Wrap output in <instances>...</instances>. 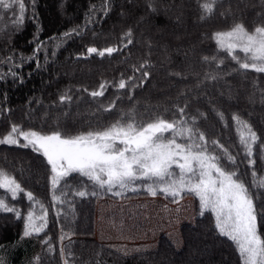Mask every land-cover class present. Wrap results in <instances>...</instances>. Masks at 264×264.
I'll list each match as a JSON object with an SVG mask.
<instances>
[{
  "label": "trees",
  "instance_id": "16d2710c",
  "mask_svg": "<svg viewBox=\"0 0 264 264\" xmlns=\"http://www.w3.org/2000/svg\"><path fill=\"white\" fill-rule=\"evenodd\" d=\"M23 2L22 23H17L18 5L0 7V139L13 124L44 134L59 126L77 134L102 129L117 120H135L139 124L158 117L172 120L179 118L177 109L186 106L185 119L191 123V117H196V127L206 139L219 141L236 158L235 164L222 159L227 171H236L247 185L252 183L253 171L257 178H264V73L240 69L239 63L226 50H220L213 38L214 33L227 31L237 23L244 24L249 32L264 26V0H216L213 14L204 19L200 8L204 0ZM73 29L78 34L63 36ZM129 29L131 44L124 37ZM125 44L127 47H123ZM89 47H117L120 51L101 57L89 54ZM235 55L241 63L247 62L240 51ZM205 57L209 60L205 61ZM145 61L148 64L137 71ZM143 72L149 73L146 79ZM128 77L133 79L126 88L118 89L119 81H127ZM101 83L107 85L104 95L93 98L90 93L98 90ZM64 94L72 100L61 103L60 96ZM113 101L115 107L104 111ZM218 113H223V120ZM233 114L247 121L260 137L254 146L256 163L252 167L239 143ZM23 165L28 166L29 176ZM0 169L24 189L15 199L0 189V199L15 209L0 210V246L17 245L10 249L14 262L31 249L28 243L18 246L17 241L24 236L27 213L35 210L40 214L39 206L33 209L25 195L32 192L48 209L47 227L30 235L40 243L36 264H63L62 247L71 251L69 264H241L236 246L219 234L214 214H201L200 201L192 193L182 194L194 198L195 223L181 227L180 248L162 235L153 248L124 253L94 239L96 202L152 196L144 187L152 181H137L136 191L117 196L114 192L119 189L108 192L74 173L62 187L71 207H53L51 168L40 153L31 147L0 144ZM78 190L88 195L75 196ZM250 190L257 197L258 210H264V189ZM260 231L264 235V217L260 219ZM65 234L68 235L61 240Z\"/></svg>",
  "mask_w": 264,
  "mask_h": 264
},
{
  "label": "snow or ice",
  "instance_id": "6c2138e0",
  "mask_svg": "<svg viewBox=\"0 0 264 264\" xmlns=\"http://www.w3.org/2000/svg\"><path fill=\"white\" fill-rule=\"evenodd\" d=\"M105 3L110 4V0H105ZM13 5L19 6L20 16L17 23H22L25 8L23 0H0V7L4 9ZM215 6L216 0H204L200 4L201 18L213 14ZM107 11L106 7L105 12ZM152 11L155 9L152 8ZM73 34H78L76 29L64 33L63 36L69 37ZM124 37L127 38V44L133 43L131 29ZM213 38L220 50H226L239 63L240 69L264 73V26H257L249 32L244 24L237 23L227 31L214 33ZM127 44L123 47H127ZM237 50L245 54L247 62L239 61L235 55ZM118 51L120 49L117 47L87 49L89 54L95 53L101 57L106 54L111 56ZM204 59L209 60L208 57ZM147 64L145 61L137 71ZM142 75L146 79L149 73L143 72ZM132 79L133 77H128L127 81L121 79L116 87L125 89ZM106 86V83H101L99 89L90 95L93 98L102 97ZM71 100L72 97L68 94L60 96L61 103ZM114 107L115 101L105 107L104 111H111ZM185 108L186 106L178 108L179 118L172 120L158 117L144 124L135 120L127 123L117 120L102 129L77 134L66 132L59 126L51 133L44 134L42 131L32 128L25 130L21 125L13 124L0 139V144L31 147L34 152L46 158L47 164L51 166L49 181L53 207L57 204L71 207V202L65 199L68 193L62 187L74 173L108 192L119 189L114 192L117 196L129 190L136 191L137 181H152L144 185L150 195L155 196L159 191L173 198H179L185 192L197 196L201 214L205 211L214 214L219 234L226 236L236 246L241 264H264V235L260 231V219L264 217V210H258L257 197L250 190L264 189V178H257V173L253 171L252 183L247 185L236 171H227L221 163L222 159L235 164L236 158L219 141L206 139L205 133L196 127V117H191L189 123L185 119ZM200 115L203 116V113ZM218 116L221 120L224 119L223 113H218ZM232 120L237 127L239 143L249 158L248 165L252 167L256 163L253 159L254 146L260 137L238 114H233ZM216 149L220 150L219 154ZM261 152L264 153V146H261ZM174 168L179 172L176 173ZM0 189L11 193L13 199L24 193L21 183L4 169H0ZM57 191L60 192L59 195ZM25 195L32 202L33 209L39 206L40 213L38 215L35 210L27 213L23 235L30 236L47 227L48 209L32 192H26ZM74 195L85 197L88 193L78 190ZM0 210L15 211L3 199H0ZM60 214L58 211L57 215ZM17 216H20L19 212ZM67 235H62L61 240ZM49 251H52L51 245ZM60 253L63 264H69L67 257L71 256L70 249L66 251L62 247Z\"/></svg>",
  "mask_w": 264,
  "mask_h": 264
},
{
  "label": "rangeland",
  "instance_id": "374dc122",
  "mask_svg": "<svg viewBox=\"0 0 264 264\" xmlns=\"http://www.w3.org/2000/svg\"><path fill=\"white\" fill-rule=\"evenodd\" d=\"M22 169L28 173V166L23 165ZM174 171L179 172L175 168ZM194 217V198L188 195L173 198L163 194L117 201L104 198L98 200L95 205L93 237L124 253L153 248L162 235L176 248H180L181 227L194 225ZM17 243L18 246L28 243L31 249L18 260L19 262H14V259L10 258V249L17 245H2L0 264H36L39 241L32 236H23Z\"/></svg>",
  "mask_w": 264,
  "mask_h": 264
}]
</instances>
